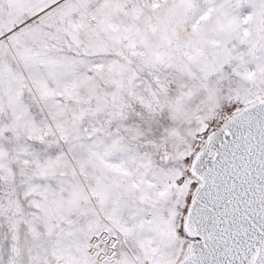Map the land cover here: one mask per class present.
Wrapping results in <instances>:
<instances>
[{"label":"snow or ice","instance_id":"snow-or-ice-1","mask_svg":"<svg viewBox=\"0 0 264 264\" xmlns=\"http://www.w3.org/2000/svg\"><path fill=\"white\" fill-rule=\"evenodd\" d=\"M0 264H264V0H0Z\"/></svg>","mask_w":264,"mask_h":264}]
</instances>
